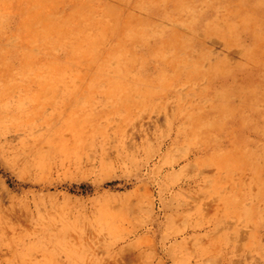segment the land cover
<instances>
[{"label":"rangeland","instance_id":"obj_1","mask_svg":"<svg viewBox=\"0 0 264 264\" xmlns=\"http://www.w3.org/2000/svg\"><path fill=\"white\" fill-rule=\"evenodd\" d=\"M0 264H264V0H0Z\"/></svg>","mask_w":264,"mask_h":264}]
</instances>
